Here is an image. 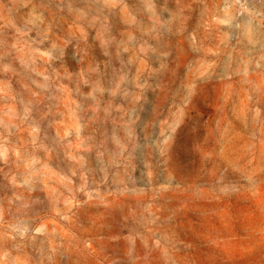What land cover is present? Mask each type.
Here are the masks:
<instances>
[{"label": "rangeland", "instance_id": "rangeland-1", "mask_svg": "<svg viewBox=\"0 0 264 264\" xmlns=\"http://www.w3.org/2000/svg\"><path fill=\"white\" fill-rule=\"evenodd\" d=\"M173 1L0 0V264H264V57L148 63Z\"/></svg>", "mask_w": 264, "mask_h": 264}, {"label": "crops", "instance_id": "crops-1", "mask_svg": "<svg viewBox=\"0 0 264 264\" xmlns=\"http://www.w3.org/2000/svg\"><path fill=\"white\" fill-rule=\"evenodd\" d=\"M170 4L172 7L161 11L154 8L153 14L163 12L176 16L179 25L150 33L153 43L146 47L148 63L204 65V69L197 67L184 77L213 80L219 78L220 65L262 61L264 26L259 30L257 20L245 32L236 33L229 26H219V17L234 15V0H174ZM249 5L251 13L248 15H264V0H250Z\"/></svg>", "mask_w": 264, "mask_h": 264}]
</instances>
